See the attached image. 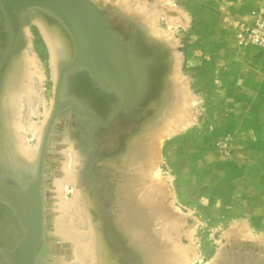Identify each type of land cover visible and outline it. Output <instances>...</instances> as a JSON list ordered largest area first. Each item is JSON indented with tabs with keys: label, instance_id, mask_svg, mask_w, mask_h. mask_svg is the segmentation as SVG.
<instances>
[{
	"label": "bare ground",
	"instance_id": "bare-ground-1",
	"mask_svg": "<svg viewBox=\"0 0 264 264\" xmlns=\"http://www.w3.org/2000/svg\"><path fill=\"white\" fill-rule=\"evenodd\" d=\"M91 1L105 10L112 7L110 0ZM160 1L116 3L120 11L141 21L151 38L164 42L172 51L173 98L152 130L138 125L155 106L153 101L166 71L164 52L158 47L139 43L138 54L157 57V62L147 68V92L143 94L139 88L129 93V102H138L130 111L125 108L121 88H106L85 68L62 70L73 59L74 45L67 29L54 16L33 8L21 16L16 31L0 8V113L4 120L0 121V184L10 191L9 185H13L7 181L9 178L24 188L41 173L38 194L43 229L34 264H194L197 253L183 245L182 222L167 217L156 205L161 186L155 176L159 171L151 162L154 141L183 129L192 114V97L179 72L182 55L176 53L175 41L167 31L162 32L158 26L162 15L168 25L183 20V16L175 9L171 12L160 8ZM31 21L38 26L49 50L58 103L55 95L46 103L45 73L33 46L28 27ZM130 38L140 41L141 34L131 32ZM58 104L60 110L53 117ZM137 128L139 131L133 132ZM107 132L118 133V141ZM103 139L109 151L122 146L124 153L117 154L116 159L119 162L104 160L106 155L97 146ZM68 190L71 197L67 196ZM1 196L0 264H13L7 253L17 249L25 228L22 217ZM243 235L228 245L237 255H231L229 262L220 258L218 264H264V241L247 237L248 231Z\"/></svg>",
	"mask_w": 264,
	"mask_h": 264
},
{
	"label": "rangeland",
	"instance_id": "rangeland-1",
	"mask_svg": "<svg viewBox=\"0 0 264 264\" xmlns=\"http://www.w3.org/2000/svg\"><path fill=\"white\" fill-rule=\"evenodd\" d=\"M110 2L112 7L109 10L97 6L104 9L118 30L124 33L127 30L125 34L121 33L125 38L130 39L131 32H139L144 45L158 47L164 52L166 71L161 76L157 99L153 101L155 106L149 111V118L143 117L138 125L141 129L146 126L148 129L158 123L163 109L173 98L172 51L164 42L151 38L141 21L120 11L121 8L116 5L118 0ZM159 4L160 8H168L169 11L175 9V13L183 16V20L168 25L166 17L162 15L158 26L162 32L167 31L175 41L176 53L179 51L182 55L179 72L185 81L184 88L192 97L190 109L193 115L183 129L179 128L180 132L172 131L173 134L158 136L154 141L151 162L159 171L153 174L160 179L161 186V197L156 205L167 217L182 222L183 245L197 253L194 264H218L220 258L229 262L231 255H237L228 249L229 243L242 239L247 231V237L257 242L264 241V216L258 218L247 214L242 209L244 205L236 207L235 199L230 195L238 162H253L260 173L263 166L259 165L264 163V151L251 152L243 144L238 146V135L234 132L235 124L251 127L253 123L256 125L264 121V53L255 48H240L235 42L240 24L250 22L254 12L264 11V0H163ZM32 23L29 22L28 27L44 69V94L49 104L55 95L50 54L38 26ZM1 119L0 113V121H4ZM137 129H133V132L140 128ZM110 133L106 135L118 141V133ZM248 140L246 137L244 142ZM104 144L105 139L97 143L106 155L104 160L119 162L116 159L117 154L124 153L122 146L113 148V152L107 150ZM224 144L226 146L222 148ZM67 196L71 197V190H68ZM254 209L252 207L253 213ZM231 264L240 263L234 261Z\"/></svg>",
	"mask_w": 264,
	"mask_h": 264
},
{
	"label": "water",
	"instance_id": "water-1",
	"mask_svg": "<svg viewBox=\"0 0 264 264\" xmlns=\"http://www.w3.org/2000/svg\"><path fill=\"white\" fill-rule=\"evenodd\" d=\"M4 19L18 31L21 16L31 9H41L54 16L69 32L74 45V56L69 64L63 65V71L74 67L87 69L91 75L105 84L106 88H121L125 97V108L132 111L138 102L130 103L131 90L140 88L146 91V72L156 58H147L138 54L139 43L133 38L127 39L119 33L106 12L91 0H0ZM141 44V43H140ZM58 103V90L55 92ZM60 110L59 104L53 117ZM53 119V118H52ZM110 121V120H109ZM111 122V121H110ZM110 122H107L110 124ZM50 122L43 142V152ZM41 155V157H43ZM41 173L26 187L21 188L13 179L9 191L0 184V195L13 206L22 217L25 235L17 249L7 253L13 264H34L42 236V211L38 194L41 185ZM8 184V183H7Z\"/></svg>",
	"mask_w": 264,
	"mask_h": 264
},
{
	"label": "crops",
	"instance_id": "crops-1",
	"mask_svg": "<svg viewBox=\"0 0 264 264\" xmlns=\"http://www.w3.org/2000/svg\"><path fill=\"white\" fill-rule=\"evenodd\" d=\"M254 118V116H253ZM235 133L238 135V146L244 145L249 151H264V121L254 123L249 126H242L241 124H235ZM246 137L249 138L248 142H244ZM253 150V151H252ZM264 161V159L262 160ZM264 163L259 166H263L261 173L258 170V166L250 161L238 162L235 165V173L232 189L230 195L235 199V206H241L242 204L247 214L257 216L258 218L264 216ZM249 207V212L247 211ZM252 207L254 213L252 212Z\"/></svg>",
	"mask_w": 264,
	"mask_h": 264
},
{
	"label": "built area",
	"instance_id": "built-area-1",
	"mask_svg": "<svg viewBox=\"0 0 264 264\" xmlns=\"http://www.w3.org/2000/svg\"><path fill=\"white\" fill-rule=\"evenodd\" d=\"M235 42L240 48H255L264 53V11L254 12L250 22L240 24L236 32ZM225 146L224 144L222 148Z\"/></svg>",
	"mask_w": 264,
	"mask_h": 264
}]
</instances>
